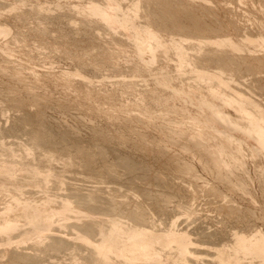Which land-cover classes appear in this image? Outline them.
Wrapping results in <instances>:
<instances>
[{"label": "rangeland", "instance_id": "obj_1", "mask_svg": "<svg viewBox=\"0 0 264 264\" xmlns=\"http://www.w3.org/2000/svg\"><path fill=\"white\" fill-rule=\"evenodd\" d=\"M56 1H57V4H55ZM97 1H100V0H97ZM97 1L95 0H0V25L4 26L3 24H5V26L7 25L6 26L7 28L9 26L12 27V28L11 27L8 28L9 31L3 34H0V166H1L0 168V228L5 225V222L7 220H11L15 222V224L18 226L15 231L13 230L8 233L2 232L0 229V232H1L0 234V264H17V263L18 264H33V262H35L34 264L36 263L37 264H100L101 261L98 262L99 260L97 258V255H95L92 252V248L89 247V244L85 243L84 242L85 240L82 242L83 239H81V237H79L78 235L80 233L81 235H83L84 231L86 233L88 231L86 230L88 226L90 224H91L90 226H93L92 224L94 223V225L98 224L96 225L98 228L97 229L98 231L92 234L95 237H93L92 235L91 236L93 238H96L95 240H98V237H101L99 239L101 240L103 236L106 233H108L110 229L109 227H111V224H112L111 222L113 220H116L121 226H123L121 227L123 230L142 225V227L144 228L146 227L147 229H151V230L155 226L154 230H158V231H165V230L172 229V228L176 232H178V230L180 232L184 231L188 233L189 237L191 236L192 238L190 239L193 240V244L191 246H194L195 244H197L196 247H206L210 253V255H206V254L192 255L191 252H187V254L186 253L184 254L186 256L183 257V256H180L181 254H178L179 253L178 249L175 246L176 244H174L170 246L171 250L169 249L170 247L167 249V252H170L169 254H167L166 250L160 249V254L164 253L163 254L164 256L161 255L162 258L160 259L161 261L159 260L158 262L159 264H189L191 260H192L191 264H208V263L217 264L218 250L221 249L222 247H226L231 250L232 248L231 246H233L232 243H234L235 241V238H234L235 234L234 235L232 234L236 233L237 230H238L237 231L238 234L244 233V235L246 236L248 235L247 238L249 242L251 238L252 239L255 238L258 235V233L259 235L262 234V232L264 233V172H263L264 171V151L258 148L256 136L254 134H253L254 136L252 134H251L252 136L249 134H246L247 135V136L245 135L246 137L242 135V133L244 132L243 131V126H244L243 121L247 120V122H245V126H247V123L249 121V119H247L248 116L245 119L243 116L245 114L249 115V113H253V109L255 108L253 107V109H250V107L248 108V104L246 102L245 103L243 102L246 101L248 98V99H251L253 102H256L257 106L259 105L258 106L259 108L262 107V109H264V48H263L264 46L261 45V43L259 42H252L250 40H247V38H250L251 40H254V41L261 40L262 36H264V0H182L181 1L183 2L182 4L180 0H164V1L156 0L157 2L154 0H132L133 2L131 0H121V1L119 0L120 2H122L124 9L130 7V5L133 6L134 1H136V4H138L139 6L136 7L135 12L133 10L131 11L134 16L133 19L136 25L150 26L151 24L150 27L153 30H155L156 28L155 31L158 33L159 31H161L160 32L161 34L160 33L159 34L163 36L165 39L166 43L162 41L160 44H157L155 46L156 48L153 47L152 49H150L151 51L149 50V52L146 53L145 57L141 59L136 54V49H135L136 41H135V36H134V30L131 29V27L122 28V27H118L117 24L110 25L109 23L103 21L97 15H94V14L90 15V13L86 11L87 5H89L90 2H97ZM170 1H172L171 3L174 5H171ZM174 2H176L177 4ZM162 3L163 4L166 3L165 6L162 5L164 6L163 8H161L162 6L160 5ZM167 4L170 8L171 7L173 8H171L170 10L171 13L168 10L166 12H169L170 14H172L173 16L171 15V17H174V19H177V17H179L180 20L177 19V21H175L169 18L170 14L167 15L164 11L167 9L166 7ZM151 6H152L151 11H149ZM181 7L184 8L183 11L180 10ZM188 7L191 8L190 13L191 12L193 13L192 16H194V18L191 16V14L189 16L186 15V13H189V10H190V8ZM196 7L198 9H196ZM48 8L50 9V11ZM6 9H9L11 12ZM152 9L154 10L155 16L152 13L153 11ZM172 9H175V10H172ZM185 9L187 10L184 11ZM172 11H174V14L172 13ZM181 11L183 12V14H181L182 13ZM159 12L161 13L158 14ZM44 13L46 15H44ZM161 14H163V16L167 15L168 17H165L166 18L165 19ZM159 15H160L159 17L160 19L157 18ZM174 15H176L177 17L175 18ZM182 15L183 17H181ZM184 15L188 17H185ZM161 17L164 18L163 21ZM192 20H195V22H193L194 25L195 23H197V25L200 24V26L199 25L198 27L197 25H195L196 27L192 26L193 24L191 23ZM152 21L154 23H152ZM166 21L170 23L169 24L170 26L166 23ZM178 21H180L181 23L179 22L178 24L179 26L176 27L177 26L176 24ZM47 25H49V27ZM107 25L111 28V30L110 28L107 27ZM182 25L183 26L185 25V27H183ZM186 25L189 27H187ZM208 25L211 28L207 27ZM152 26H154V28ZM164 26L166 27L165 29H163L164 31H162V28H164ZM167 26H169V28L171 29H167ZM173 26H175L177 29L175 30ZM193 27L196 28V30L193 29ZM200 27L201 29L204 28L201 32H200V29H197ZM179 28H181V31ZM208 29H210V32ZM169 30H170V33L168 32ZM186 30L188 31L186 32ZM166 31L168 34L166 33ZM203 31H205L204 32L205 35L203 34ZM184 32H186L187 34ZM195 33L197 35H194ZM198 34L202 36L200 37L198 36ZM250 34H252V36ZM208 35L211 36L212 39L213 38L215 39L211 40V37H208ZM247 35H250V36L247 37ZM204 36H207L208 38L205 37L206 40L204 39L203 41ZM192 37L194 38L192 39ZM220 37H223L221 39H232L233 41L240 43L241 46L242 45L243 46L242 47L240 46L239 48H234L233 46H230L229 44L217 45L213 43L214 40H218L220 39ZM172 38L175 40L182 39L181 41L183 42V47H184V49L182 50L183 53L182 51L179 52V50L178 52H176L177 49L174 48L170 42ZM13 39L14 41H12ZM198 39H201V40L199 41ZM133 42L135 43L133 44ZM208 43L209 44L211 43V44L209 45ZM73 44L75 46H73ZM198 44H200V46ZM17 45L18 46L20 45V46L18 47ZM59 45L60 46L62 45L61 46L62 48ZM64 45L66 48L64 47ZM70 46H72L73 48L72 47L70 48ZM210 46H212L211 49H210ZM98 47H101V48H98ZM76 51L78 54L76 53ZM110 52L112 54H109ZM178 53H180V55ZM108 54L110 55L109 57H108ZM4 56H6L7 58ZM86 56L87 57L89 56L88 59ZM103 57L106 59H101ZM206 57L209 59L208 65L206 62V59H207ZM225 57L227 58V60H223V59H226ZM232 57L233 59L237 58L238 60L235 59L236 61H233ZM100 59L103 60V62L105 60V62L103 63ZM156 59H157V62H155ZM178 59L179 61H177ZM217 59H218L219 65L217 64ZM220 59L222 61H219ZM230 59H232L231 62L233 64L235 62L237 63V64L235 63V65H232L231 63V66H233V69L229 65ZM180 60L182 61L184 60V61L182 62ZM220 62L223 64H221ZM225 62H227L226 64L229 68L226 66ZM110 63L112 65L114 64L113 66L114 69L113 67H111ZM102 64L103 65L105 64V65L102 66ZM118 64L120 68L118 67ZM173 65H176V66L178 65L180 67L182 66L181 68L177 66V68L180 69L181 74L179 73V71H177L176 67ZM124 66L125 68L127 67L128 68L123 70ZM137 66H139V68ZM205 66L207 67V70L205 69L206 68ZM156 67L158 69H156ZM197 67L200 68V70H198ZM217 68L219 69V72H217L218 71ZM220 68L222 70H220ZM18 69L20 70V72ZM75 69L77 70V72ZM33 70H34V73L32 72ZM197 70L207 71V72L210 71L209 72L210 74H213L214 72H216V74L214 73V75H216L217 77L210 78V81H212L211 82L212 84H211L208 78L205 80L198 78ZM78 71L80 74L77 75ZM167 72L168 73L174 72L173 75L175 74L172 80L173 83L171 82L172 83L171 86L165 85L161 82L162 76L164 75V73L167 74ZM91 73H94V74H91ZM218 73H220L221 77L217 75ZM218 77L222 78V80L225 79L228 82V84L226 81L223 83L219 82ZM215 78H217L218 80ZM127 80L129 81L127 82ZM230 81H233V82H230ZM21 82H24V83H21ZM132 84L134 87H132ZM136 84H137V87H136ZM113 85L115 87H113ZM214 85H217V87H215ZM112 87L115 89H113ZM162 87H165V88H162ZM219 87H220L221 92L220 90H218ZM221 87L224 89V94H221L223 93V90L221 89ZM171 88L172 90L175 89V92L178 89L180 91V88L181 89L183 88L182 90H185V91L181 90L183 93L182 92L178 93L177 91V93L175 94V92H173L174 90L172 91ZM232 88L235 90H233ZM227 90L229 91V93H227ZM236 91L237 92L240 91L239 92L240 94L236 93ZM128 92H130V94ZM148 92L151 94H149ZM153 92L155 93L154 96H152ZM211 92H215V93L212 94ZM216 92L218 93L217 96H215ZM233 93L234 95L232 96ZM244 93H246V96ZM220 94L223 97H221ZM229 94L231 97H234L232 98L233 100L235 99V97L236 99L234 101L231 99L229 100V103H228L227 98L229 99ZM105 95H108V97ZM111 95L113 97H111ZM164 96H166L165 99H164ZM156 97H159L158 100L160 101L157 103V105L154 104L158 101ZM187 97L188 98L194 97V99L196 100L207 98V100L213 102V104H218L220 101L222 104L225 103L223 104V106L222 104H218V105H221L223 107L225 115L227 119L229 118L228 119L229 121L231 119V121L233 120V122H235V120L238 118L236 120L237 121L236 123L238 124L243 120L240 123L242 130H240L241 127L239 126L240 128H238L237 130L235 129L233 131L226 132V129L224 128L226 126L225 124L226 120L223 121L222 125H218V124L215 125L214 123L212 124L209 123L205 117L209 114V111L201 110L199 108L198 103L196 104V102H192L191 100H190L191 101L190 103V101L187 100ZM222 98L223 99L226 98V100H223ZM239 98L242 100H240ZM237 99H239L240 102ZM241 101L243 104L241 103ZM97 102L99 103V105ZM236 102H237V106L235 104ZM142 104L144 106H141ZM146 104H147L148 109L146 108ZM149 105L150 107H148ZM164 105H165V108H164ZM166 106L167 108L171 110L167 109ZM241 106L244 109H242ZM142 107H144L143 108L144 110H142ZM177 107L179 108L177 109ZM103 109H104V112H103ZM247 110H249L250 112ZM254 110H255L254 112L257 111V109H254ZM180 111L182 112V115ZM177 112L180 114H177ZM196 112H199V113L196 114ZM183 113H184V116H183ZM190 113H193V114L190 115ZM115 115H117V117ZM200 115L201 116L203 115V116L201 117ZM156 117L159 118V120ZM134 118H137L138 120ZM175 120L177 123L175 122ZM181 121H182V124H181ZM147 122H150V123H147ZM190 122H192L193 124ZM38 125L43 126L42 128L45 132L41 130L42 128L39 130V132H43V135L45 133V136H43L39 132H37V134L33 132L36 130L35 128H37ZM206 125H208V127ZM203 126L206 129L202 128ZM163 128H165L166 130H163ZM174 128L175 129L178 128L176 130L180 131V132L178 131L179 134ZM208 128L211 129V131L210 130L209 131L210 133L212 132V134L207 132ZM181 129H183L182 130L183 132L181 131ZM214 129L216 130L212 131ZM172 130H174V132ZM184 130H186V132ZM205 131L207 132V134L208 133L209 134L207 135ZM175 132H177V134ZM217 132H220V133L217 134ZM164 133L166 134L168 133V134L166 135ZM213 133L215 135H213ZM222 133L223 134L225 133V134L223 135ZM36 135H38V137L41 135V137H39L38 139L36 138L37 140L33 139L34 137H37ZM192 135H195L197 137L196 140L195 138H192L194 137ZM197 135H200V136H197ZM201 135H203L205 139L203 136L201 137ZM218 135H220L221 137L219 136L218 138ZM214 136L215 137L217 136L215 138L217 140L213 138ZM223 136L226 138H223ZM52 139L53 140L56 139L54 140V143H52L53 142ZM169 139H172V140H169ZM198 139L199 141L202 139L201 141H203L204 144L201 141H200L201 143L198 142V144H196V141H198ZM207 139L208 141H206ZM213 139L217 144L213 142ZM224 139L227 140V142L229 141L226 144L228 145V147L230 146L231 148H227V145L223 142L225 141ZM159 140L160 141L162 140V143ZM174 140L176 142H174ZM218 140L220 141L218 142ZM38 142H40V144ZM200 144L202 146H199ZM232 144H233V147L231 146ZM234 146H236L237 149H235L236 147ZM196 147H197V150H196ZM202 147H205V148L202 149ZM101 148H103L104 151ZM199 148L202 150V152L204 151L205 153L204 152L202 153L201 150H199ZM208 148L212 150H209ZM227 149L228 151H226ZM91 150H93L94 152ZM208 150L209 152L210 151H213V152L209 154V152H207ZM166 151L168 154L166 153ZM97 152H98V155H97ZM70 153H72V155ZM93 153L96 155H94ZM92 155H94V157ZM216 155L218 157H215ZM210 157H211V160H210ZM213 157L214 159H217V160L219 159L218 160L220 162L219 164L222 165V166L220 165L218 166L220 168H217L215 166V162L217 161L214 160ZM125 158L129 160L130 162L127 160L124 161L123 159ZM174 158L176 159L174 160ZM181 158L184 161H182ZM76 159L78 160V162ZM119 159L121 160L122 163L124 162L123 163L124 165L120 162ZM213 160L215 162H211ZM88 161L89 162L94 161V162H92V164H89ZM175 161L176 162L178 161V162L176 163ZM9 162H11V164ZM180 162H183V163L180 164ZM125 163H126V167H125ZM23 164L24 166L27 165V167H24ZM88 164L89 166H87ZM175 165L177 166V168ZM181 165H183L184 167L183 166L181 167ZM101 166H103L104 168ZM116 166L117 168H115ZM129 167H132V168H129ZM216 168L219 170H217ZM184 169H185V172L183 171ZM218 172H220L221 174L220 173L218 174ZM231 172L233 173L232 175H230ZM227 173L229 174V176ZM237 175L238 176L240 175L239 176L240 178H238ZM134 176L135 177L137 176V177L135 178ZM36 178H38L40 181L38 179L36 180ZM225 178H227L228 181H226L227 179ZM218 179L221 182L218 181ZM234 180L235 181L237 180V182L235 183ZM237 183H239L240 185ZM236 185L238 186L237 188H236ZM129 187L132 189H130ZM245 187L246 189H244ZM211 189H213V191ZM154 190H156L157 192ZM233 191H235L234 192L235 194L233 193ZM218 193H221V194H218ZM81 196L83 199L81 198ZM75 198L77 199V201H75L76 200ZM157 198H159V200ZM226 198L230 202L227 201ZM79 200H83L84 202L79 201ZM165 200L167 203L165 202ZM158 201H159V204H158ZM88 202H90L91 204ZM64 203L67 204V207H66L67 210L66 209L64 210L63 206H61ZM110 203H111V207H110ZM155 204H157L158 206H156ZM138 205L140 208L138 207ZM56 207L58 208L55 209ZM36 208L39 210H42V212L45 211V209L47 210L49 209L48 211L46 210V212L48 213H50V210H52L51 212L56 211L55 212L56 214L54 213L53 216L50 217L52 218L50 219V229L42 231V232H45L43 234L42 232L38 233L39 235L36 234L35 236L37 238L34 235L31 236L30 240H28V238L30 237L26 238L25 237L26 235H25L24 237L26 238L25 239L26 241L25 240L21 241V243H15V241L17 240L16 238L14 240L12 239L13 241H7L8 237H13L15 233L19 234L22 231H29L35 224L31 222L30 220L31 218L34 219L32 220L33 222H36V223L39 222V218L33 215V210H35ZM186 208L188 212L185 210ZM83 209L84 211H87V212H84ZM131 209L133 210V212ZM145 210H148L147 211L148 213ZM184 211H186V214ZM24 213L26 214V217ZM77 213L81 214L82 216ZM106 214H107V217H106ZM31 216H34V217H31ZM109 216H112V217H109ZM16 218H17V221H15ZM163 218L165 219V221ZM89 220L92 222H90ZM2 223L4 224L2 225ZM99 223H102V224H99ZM104 223L105 224L107 223L106 226H104L105 225ZM241 229L242 231H240ZM229 230H230V233H229ZM85 233L84 235H86ZM52 234H55V235H52ZM251 236H254V237H251ZM57 239H63L66 242L60 246L58 245V247L57 246L55 247L53 246V244L57 242ZM52 246L55 248L52 249ZM242 255L241 254L239 255L240 260L238 258L237 259L238 261L236 260L232 264L234 263L235 264H243V263L244 264H263L264 263V257L261 255H260V258L258 255L250 256L251 254L248 255V254H243V253ZM114 256L112 257V259L114 258L113 260L115 262L119 260V262H117L118 264H126L127 260L125 258H121L118 256L114 257ZM38 258L40 261L38 260ZM122 259H124L125 261ZM101 264H104V263H101ZM127 264H133V262L129 263V261H127ZM134 264H138V263H134ZM139 264H152V262L139 263Z\"/></svg>", "mask_w": 264, "mask_h": 264}, {"label": "bare ground", "instance_id": "obj_2", "mask_svg": "<svg viewBox=\"0 0 264 264\" xmlns=\"http://www.w3.org/2000/svg\"><path fill=\"white\" fill-rule=\"evenodd\" d=\"M95 1H97V0H95ZM101 1H103V0H100V1H97V2H90L89 3V5H87V10L86 11H88V13H90V15H92V14H94V15H97L98 17H100L103 21H105V22H107V23H109L110 25H114V24H117V26L118 27H122V28H129V27H131V29H133L134 30V36H135V41H136V43L135 42H133V44L135 43V46H136V54H137V56L141 59V58H144L145 57V55H146V53H148L149 52V50L150 49H152L153 47H155L157 44H160L162 41L163 42H165V39H164V37L163 36H161L160 34V32L161 31H159V33L158 32H156L155 30H156V28H155V30H153L150 26H151V24H150V26H141V25H136V23L134 22V16H133V14H132V10L135 12V9H136V7H138L139 5L138 4H136V1H134V4H133V6H131L130 5V7H128V8H125L124 9V7H123V5H122V2H120L119 0H104L103 2H101ZM132 1V0H131ZM154 1H156V0H154ZM161 1V0H160ZM164 1V0H163ZM182 0H180V2H181ZM18 2V1H17ZM44 2V1H43ZM133 2V1H132ZM146 2V1H145ZM157 2V1H156ZM172 1H170V3H171ZM179 2V1H178ZM195 2V1H194ZM197 2V1H196ZM46 3V2H45ZM50 3V2H49ZM59 3V2H58ZM126 3V2H125ZM161 3V2H160ZM167 3V2H166ZM165 3V4H166ZM174 3H176V2H174ZM183 2H181V4H182ZM203 3V2H202ZM55 4H57V1H56V3ZM84 4H86V3H84ZM127 4V3H126ZM137 6H136V5ZM151 4V3H150ZM165 4H160L161 6L162 5H164L165 6ZM169 4V3H168ZM168 4L166 5V7H167V9L166 10H164L165 11V13L167 14V15H169L170 13H171V8H173V7H169L168 6ZM177 4V3H176ZM180 4V5H181ZM186 4V3H185ZM3 5V4H2ZM1 5V6H2ZM19 5V4H18ZM22 5V4H21ZM41 5V4H40ZM148 5V4H147ZM171 5H174V4H172L171 3ZM179 5V6H180ZM189 5V4H188ZM45 6H46V4H45ZM51 6V5H50ZM55 6V5H54ZM70 6V5H69ZM158 6H159V4H158ZM164 6H162L161 8H163ZM177 6V5H176ZM59 7V6H58ZM61 7H63V6H61ZM78 7V6H77ZM182 7H184V6H182ZM180 8V10H182L183 11V9L184 8ZM198 7V6H197ZM196 7V9H198ZM2 8V7H1ZM8 8V7H7ZM11 8V7H10ZM9 8V9H10ZM44 8V7H43ZM47 8V7H46ZM45 8V9H46ZM149 8V7H148ZM151 8H152V6L150 7V10L149 11H151ZM168 8H170V9H168ZM177 8H179V7H177ZM188 8H190V7H188ZM187 8V9H188ZM9 9H6V10H9ZM49 9V8H48ZM154 9V8H153ZM152 9V10H153ZM159 9V8H158ZM187 9H185L184 11H186ZM5 10V11H6ZM19 10V9H18ZM38 10V9H37ZM40 10V9H39ZM52 10V9H51ZM138 10V9H137ZM162 10V11H163ZM170 11V13L169 12H166V11ZM172 10H175V9H172ZM193 10V9H192ZM2 11V10H1ZM10 11V10H9ZM17 11V10H16ZM49 11H50V9H49ZM75 11V10H74ZM155 11H157V10H155ZM159 11V10H158ZM181 11V12H182ZM190 11H191V8H190V10H189V13H186V15H190L191 14V16H192V12L190 13ZM198 11V10H197ZM11 12V11H10ZM122 12V13H121ZM176 12V11H175ZM180 12V13H181ZM4 13V12H3ZM151 13V12H150ZM152 13L154 14V10L152 11ZM151 13V14H152ZM161 12H159L158 14H160ZM172 13L174 14V11H172ZM178 13V12H177ZM185 13V12H184ZM197 13V12H196ZM71 14V13H70ZM86 14V13H85ZM135 14H137V13H135ZM150 14V15H151ZM176 14V13H175ZM181 14H183V12L181 13ZM201 14V13H200ZM216 14V13H215ZM44 15H46L45 13H44ZM72 15V14H71ZM162 16H163V14H161ZM163 16L164 18L165 17H168V16ZM171 15L172 14H170L169 16V18H171L172 20H175V21H177V19H179V17H177L176 15H174L175 16V18L177 17V19H174V17H171ZM179 15V14H178ZM84 16H86V15H84ZM136 16V15H135ZM154 16H155V14H154ZM153 16V17H154ZM173 16V15H172ZM180 16V15H179ZM185 16V15H184ZM188 16H185V17H188ZM50 17V16H49ZM54 17V16H53ZM56 17V16H55ZM92 17V16H91ZM151 17V16H150ZM160 17V15L157 17L158 19H160L159 18ZM181 17H183V15L181 16ZM193 18H194V16H192ZM204 17H205V15H204ZM72 18V17H71ZM95 18V17H94ZM149 18V17H148ZM152 18V17H151ZM162 18V17H161ZM164 18H162V21H163V19ZM55 19V18H54ZM79 19V18H78ZM85 19V18H84ZM87 19V18H86ZM96 19V18H95ZM150 19V18H149ZM155 19V18H154ZM166 19V18H165ZM171 19H170V21H171ZM187 19V18H186ZM191 19V18H190ZM167 20H168V18H167ZM180 20V19H179ZM183 20V19H182ZM195 20H196V18H195ZM195 20H192V22L191 23H193V22H195ZM102 21V22H103ZM150 21V20H149ZM148 21V22H149ZM43 22V21H42ZM81 22V21H80ZM95 22V21H94ZM151 22V21H150ZM154 22H155V20H154ZM153 21H152V23H154ZM161 22V21H160ZM174 22V21H173ZM179 22L180 21H178L177 22V24H176V22H175V24L177 25L176 27H178L179 25ZM185 22V21H184ZM197 22V21H196ZM41 23V22H40ZM46 23V22H45ZM99 23V22H98ZM166 23L169 25L170 23H168L167 21H166ZM181 23V22H180ZM186 23V22H185ZM141 24H143V23H141ZM148 24V23H147ZM163 24V23H162ZM165 24V23H164ZM173 24V23H172ZM190 24V23H189ZM205 24V23H204ZM203 24V25H204ZM4 26H2V25H0V34H3V33H5V32H7V31H9L8 30V28L9 27H11V26H9L8 28L5 26V24H3ZM146 25V24H145ZM161 25V24H160ZM159 25V26H160ZM188 25V24H187ZM186 25V26H187ZM195 25H197V23H195ZM194 25V23L192 24V26H195ZM199 26H200V24H198ZM198 25H197V27H198ZM211 25V24H210ZM44 26V25H43ZM48 27H49V25H47ZM95 26V25H94ZM155 26V25H154ZM154 26H152L153 28H154ZM170 26V25H169ZM169 26H167V29H171V28H169ZM172 26V25H171ZM183 26V25H182ZM202 26V25H201ZM206 26V25H205ZM107 27L108 28H110L108 25H107ZM157 27V26H156ZM165 27L166 26H164V28H162V31H164L163 29H165ZM174 27V29L176 30L177 28L175 27V26H173ZM172 27V28H173ZM180 27H181V25H180ZM183 27H185V25L183 26ZM187 27H189V26H187ZM191 27V26H190ZM196 27V26H195ZM207 27H209V25L207 26ZM206 27V28H207ZM12 28V27H11ZM160 28V27H159ZM209 28H211V27H209ZM222 28V27H221ZM261 28V27H260ZM16 29V28H15ZM43 29V28H42ZM49 29V28H48ZM47 29V30H48ZM119 29V28H118ZM166 29V30H167ZM180 29V31H181V28H179ZM193 29H195L196 30V28H194L193 27ZM192 29V30H193ZM197 29H200V32L204 29H201V27L200 28H197ZM214 29V28H213ZM217 29V28H216ZM12 30V29H11ZM46 30V31H47ZM85 30V29H84ZM106 30V29H105ZM109 30V29H108ZM110 30H111V28H110ZM173 30V29H172ZM171 30V31H172ZM183 30V29H182ZM191 30V31H192ZM194 30V31H195ZM209 30V32H210V29H208ZM188 30H186V32H187ZM198 31V30H197ZM196 31V32H197ZM217 31V30H216ZM221 31V30H220ZM219 31V32H220ZM11 32V31H10ZM13 32V31H12ZM20 32H22V31H20ZM81 32V31H80ZM79 32V33H80ZM114 32V31H113ZM133 32V31H132ZM169 33H170V30L168 31ZM186 32H184V33H186ZM190 32V31H189ZM200 32H199V34H200ZM204 32L205 31H203V34H204ZM208 32V33H209ZM46 33V32H45ZM110 33V32H109ZM166 33H167V31H166ZM192 33V32H191ZM207 33V32H206ZM18 34V33H17ZM23 34V33H22ZM113 34V33H112ZM168 34V33H167ZM183 34V33H182ZM187 34V33H186ZM198 34V36H202V35H199ZM8 35H9V33H8ZM39 35V34H38ZM65 35V34H64ZM86 35V34H85ZM84 35V36H85ZM191 35V34H190ZM194 35H197L196 33L194 34ZM205 35V34H204ZM251 36H252V34H250ZM250 35H247V37H249ZM20 36V35H19ZM88 36H89V34H88ZM95 36H96V34H95ZM168 36V35H167ZM171 36V35H170ZM189 36V35H188ZM197 36V37H198ZM7 37V36H6ZM24 37H25V35H24ZM40 37V36H39ZM66 37V36H65ZM86 37V36H85ZM91 37V36H90ZM106 37V36H105ZM205 37L206 38H208V37H211V36H209L208 35V37L207 36H204V38H203V41H204V39H205ZM216 37V36H215ZM218 37V36H217ZM227 37V36H226ZM246 37V38H247ZM19 38V37H18ZM67 38V37H66ZM109 38V37H108ZM194 37H192V39H193ZM219 38V37H218ZM221 38H223V37H220V39H218V40H214L213 41V43H215V44H217V45H224V44H229L230 46H233L234 48H239L240 46H241V44L240 43H237V42H235V41H233L232 39H221ZM233 38V37H232ZM246 38H244V39H246ZM253 38H254V36H253ZM83 39V38H82ZM106 39V38H105ZM210 39V38H209ZM213 39H215V38H213ZM212 39V37H211V40H213ZM217 39V38H216ZM260 39V38H259ZM4 40V39H3ZM63 40V39H62ZM87 40V39H86ZM90 40V39H89ZM95 40V39H94ZM99 40V39H98ZM182 40V39H181ZM180 39L179 40H175V39H173L172 38V40H170V42H171V44H172V46L174 47V48H176L177 50H176V52H178V50H179V52H181L183 49H184V47H183V42L181 41ZM199 41L201 40V39H198ZM206 40V39H205ZM247 40H250V41H252V42H259V43H261V45H263L264 46V36H262V39L261 40H251L250 38H247ZM7 41V40H6ZM5 41V42H6ZM12 41H14V39L12 40ZM21 41V40H20ZM37 41V40H36ZM42 41V40H41ZM66 41H67V39H66ZM119 41V40H118ZM117 41V42H118ZM133 41V40H132ZM245 41V40H244ZM35 42V41H34ZM65 42V41H64ZM91 42H93V41H91ZM99 42V41H98ZM97 42V43H98ZM103 42H105V41H103ZM202 42V41H201ZM209 42V41H208ZM212 42V41H211ZM11 43V42H10ZM21 43V42H20ZM74 43V42H73ZM101 43V42H100ZM109 43V42H108ZM119 43V42H118ZM127 43V42H126ZM166 43V42H165ZM13 44V43H12ZM44 44V43H43ZM58 44V43H57ZM63 44V43H62ZM131 44H132V42H131ZM207 44V43H206ZM209 44V43H208ZM211 44V43H210ZM209 44V45H210ZM246 44V43H245ZM244 44V45H245ZM37 45V44H36ZM53 45V44H52ZM118 45V44H117ZM126 45H128V44H126ZM199 46H200V44H198ZM205 45V44H204ZM4 46V45H3ZM15 46V45H14ZM18 46V45H17ZM20 46V45H19ZM18 46V47H19ZM48 46V45H47ZM46 46V47H47ZM60 46V45H59ZM62 46V45H61ZM60 46V47H61ZM73 46H75L74 44H73ZM96 46V45H95ZM159 46V45H158ZM167 46V45H166ZM190 46V45H189ZM243 46V45H242ZM241 46V47H242ZM12 47V46H11ZM22 47V46H21ZM44 47V46H43ZM64 47H65V45H64ZM63 47V48H64ZM72 46H70V48H71ZM80 47H82V46H80ZM132 47V46H131ZM130 47V48H131ZM170 47V46H169ZM172 47V48H173ZM211 47L212 46H210V49H211ZM9 48V47H8ZM13 48V47H12ZM17 48V47H16ZM56 48V47H55ZM62 48V47H61ZM61 48H60V50H61ZM66 48V47H65ZM73 48V47H72ZM97 48V47H96ZM95 48V49H96ZM98 48H101V47H98ZM103 48V47H102ZM105 48H106V46H105ZM156 48V47H155ZM166 48V47H165ZM189 48V47H188ZM207 48V47H206ZM262 48V47H261ZM264 48V47H263ZM20 49V48H19ZM18 49V50H19ZM49 49V48H48ZM75 49V48H74ZM76 49H77V47H76ZM104 49V48H103ZM132 49V48H131ZM170 49V48H169ZM12 50V49H11ZM64 50H66V49H64ZM81 50V49H80ZM85 50V49H84ZM174 50V49H173ZM199 50H200V48H199ZM249 50V49H248ZM252 50V49H251ZM8 51V50H7ZM10 51V50H9ZM23 51V50H22ZM57 51V50H56ZM55 51V52H56ZM58 51H59V49H58ZM106 51V50H105ZM122 51V50H121ZM151 51V50H150ZM188 51V50H187ZM190 51V50H189ZM208 51V50H207ZM71 52V51H70ZM75 52V51H74ZM79 52V51H78ZM82 52V51H81ZM100 52V51H99ZM104 52V51H103ZM109 52V51H108ZM158 52V51H157ZM185 52V51H184ZM9 53V52H8ZM7 53V54H8ZM11 53V52H10ZM64 53V52H63ZM67 53H68V51H67ZM72 53V52H71ZM70 53V54H71ZM76 53H77V51H76ZM91 53V52H90ZM122 53V52H121ZM169 53V52H168ZM182 53H183V51H182ZM213 53H215V52H213ZM14 54V53H13ZM78 54V53H77ZM101 54V53H100ZM109 54H112L111 52L109 53ZM108 54V57L110 56ZM154 54V53H153ZM160 54V53H159ZM179 55H180V53H178ZM186 54V53H185ZM226 54V53H225ZM11 55V54H10ZM64 55V54H63ZM66 55V54H65ZM95 55V54H94ZM99 55V54H98ZM149 55V54H148ZM171 55V54H170ZM228 55V54H227ZM85 56V55H84ZM157 56V55H156ZM161 56H163V55H161ZM4 57H6V56H4ZM74 57H75V55H74ZM77 57V56H76ZM81 57V56H80ZM87 57V56H86ZM89 57V56H88ZM88 57H87V59H88ZM112 57H113V55H112ZM125 57V56H124ZM158 57V56H157ZM156 57V58H157ZM177 57V56H176ZM181 57V56H180ZM185 57V56H184ZM219 57V56H218ZM236 57V56H235ZM241 57V56H240ZM7 58V57H6ZM9 58H11V57H9ZM85 58V57H84ZM94 58V57H93ZM160 58V57H159ZM159 58H158V60H159ZM179 58V57H178ZM182 58V57H181ZM189 58V57H188ZM207 58V57H206ZM220 58V57H219ZM226 58V57H225ZM20 59V58H19ZM31 59V58H30ZM79 59V58H78ZM87 59H85V60H87ZM101 59H106V58H101ZM100 59V60H101ZM111 59V58H110ZM166 59V58H165ZM191 59H192V57H191ZM200 59V58H199ZM213 59V58H212ZM232 59H233V57H232ZM232 59H230V66H231V60ZM235 59H237V58H235ZM235 59H233V61H236ZM75 60V59H74ZM113 60V59H112ZM138 60V59H137ZM172 60V59H171ZM198 60V59H197ZM203 60V59H202ZM208 58L206 59V62H207V65L209 64L208 63ZM215 60V59H214ZM213 60V61H214ZM223 60H227V58L226 59H223ZM238 60V59H237ZM24 61V60H23ZM93 61H94V59H93ZM96 61V60H95ZM102 62H103V60H101ZM100 61V62H101ZM107 61V60H106ZM114 61V60H113ZM154 61V60H153ZM161 61V60H160ZM177 61H179V59L177 60ZM176 61V62H177ZM180 61H182V60H180ZM184 61V60H183ZM182 61V62H183ZM205 61V60H204ZM203 61V62H204ZM212 61V62H213ZM216 61V60H215ZM219 61H222L221 59L219 60ZM8 62V61H7ZM13 62V61H12ZM14 62H15V60H14ZM19 62V61H18ZM79 62H81V61H79ZM97 62V61H96ZM104 62H105V60H104ZM103 62V63H104ZM146 62V61H145ZM155 62H157V59H156V61ZM171 62V61H170ZM182 62H180V63H182ZM187 62V61H186ZM188 62H189V60H188ZM187 62V63H188ZM198 62H200V61H198ZM205 62V63H206ZM211 62V63H212ZM228 62V61H227ZM227 62H225V64L227 63ZM238 62V61H237ZM85 63H87V62H85ZM91 63V62H90ZM93 63V62H92ZM108 63V62H107ZM115 63V62H114ZM140 63H141V61H140ZM144 63V62H143ZM197 63V62H196ZM210 63V64H211ZM215 63V62H214ZM213 63V64H214ZM221 63V62H220ZM223 63H224V61H223ZM223 63H221V64H223ZM236 63V62H235ZM235 63L233 64L232 63V65H235ZM97 64V63H96ZM109 64V63H108ZM179 64V63H178ZM198 64V63H197ZM216 64V63H215ZM217 64H218V59H217ZM216 64V65H217ZM224 64V65H225ZM237 64V63H236ZM18 65H19V63H18ZM23 65V64H22ZM87 65V64H86ZM85 65V66H86ZM90 65V64H89ZM95 65V64H94ZM101 65V64H100ZM105 65V64H104ZM103 64H102V66H104ZM110 65H111V67H113L114 66V64L112 65L111 63H110ZM142 65V64H141ZM147 65V64H146ZM219 65V64H218ZM217 65V66H218ZM16 66V65H15ZM24 66V65H23ZM102 66H101V68H102ZM121 66V65H120ZM131 66V65H130ZM167 66V65H166ZM171 66V65H170ZM173 66H175L176 67V69H177V71H179V73L181 74V71H180V69L179 68H181L180 66H178L179 68H177V66L176 65H173ZM185 66V65H184ZM198 66V65H197ZM210 66V65H209ZM223 66V65H222ZM221 66V67H222ZM226 66H227V64H226ZM225 66V67H226ZM240 66V65H239ZM261 66V65H260ZM19 67V66H18ZM83 67H84V65H83ZM91 67H92V65H91ZM99 67V66H98ZM110 67V66H109ZM116 67V66H115ZM118 67H119V64H118ZM135 67V66H134ZM138 68H139V66H137ZM136 67V68H137ZM196 67V66H195ZM206 67V66H205ZM204 67V68H205ZM220 67V66H219ZM228 67V66H227ZM232 67V69H233V66H231ZM237 67V66H236ZM235 67V68H236ZM4 68V67H3ZM7 68V67H6ZM97 68V67H96ZM120 68V67H119ZM128 68V67H127ZM127 68H125V66H124V69L123 70H125V69H127ZM133 68V67H132ZM151 68V67H150ZM198 68V67H197ZM229 68V67H228ZM26 69V68H25ZM28 69H30V68H28ZM95 69V68H94ZM113 69H114V67H113ZM117 69V68H116ZM121 69H122V67H121ZM156 69H158L157 67H156ZM176 69H175V71H176ZM188 69V68H187ZM206 70H207V67L205 68ZM218 69V68H217ZM5 70H7V69H5ZM19 70V69H18ZM76 70V69H75ZM85 70V69H84ZM102 70H104V69H102ZM119 70V69H118ZM130 70V69H129ZM138 70V69H137ZM183 70H184V68H183ZM198 70H200V68H198ZM197 70V77L198 78H200V79H209V81H210V78H214V77H217L216 75H214V73L216 74V72H214L213 74H210L209 72H207V71H198ZM220 70H222L221 68H220ZM226 70H227V68H226ZM74 71V70H73ZM72 71V72H73ZM93 71V70H92ZM115 71V70H114ZM113 71V72H114ZM117 71V70H116ZM128 71V70H127ZM132 71V70H131ZM134 71V70H133ZM193 71H194V69H193ZM214 71H216V70H214ZM229 71V70H228ZM4 72V71H3ZM12 72V71H11ZM19 72H20V70H19ZM28 72H30V71H28ZM33 73H34V70L32 71ZM42 72V71H41ZM76 72H77V70H76ZM135 72V71H134ZM133 72V73H134ZM139 72V71H138ZM217 72H219V69H218V71ZM221 72V71H220ZM230 72H232V71H230ZM234 72V71H233ZM16 73V72H15ZM14 73V74H15ZM44 73V72H43ZM64 73H66V72H64ZM103 73V72H102ZM132 73V72H131ZM142 73V72H141ZM148 73V72H147ZM158 73V72H157ZM166 73V72H165ZM164 73V75L162 76V79H161V82L163 83V84H165V85H170L171 86V84L173 83L172 82V80H173V77H174V75H173V73H168L167 72V74H165ZM178 73V72H177ZM227 73V72H226ZM238 73V72H237ZM52 74V73H51ZM78 74H80L79 73V71H78V73H77V75ZM91 74H94V73H91ZM116 74H118V73H116ZM121 74V73H120ZM130 74V73H129ZM139 74V73H138ZM151 74V73H150ZM154 74V73H153ZM231 74V73H230ZM230 74H229V76H230ZM87 75V74H86ZM101 75V74H100ZM128 75V74H127ZM132 75H134V74H132ZM161 75V74H160ZM166 75V76H165ZM176 75H178V74H176ZM219 77H221L220 76V73H218L217 74ZM238 75V74H237ZM33 76V75H32ZM73 76V75H72ZM84 76V75H83ZM96 76V75H95ZM120 76V75H119ZM126 76V75H125ZM154 76V75H153ZM182 76V75H181ZM231 76H233V75H231ZM90 77V76H89ZM97 77V76H96ZM112 77V76H111ZM141 77V76H140ZM144 77V76H143ZM142 77V78H143ZM159 77V76H158ZM190 77V76H189ZM188 77V78H189ZM218 77V79H219V82H221V83H223V82H225L226 80L224 79V80H222V78H219ZM223 77V76H222ZM82 78H84V77H82ZM92 78V77H91ZM126 78V77H125ZM141 78V79H142ZM233 78H235V77H233ZM44 79V78H43ZM69 79V78H68ZM98 79H99V77H98ZM124 79V78H123ZM133 79H135V78H133ZM132 79V80H133ZM147 79V78H146ZM155 79V78H154ZM153 79V80H154ZM215 79H217V78H215ZM217 79V80H218ZM64 80V79H63ZM152 80V81H153ZM158 80V79H157ZM183 80V79H182ZM217 80H215V81H217ZM230 80V79H229ZM78 81H79V79H78ZM83 81H85V80H83ZM119 81V80H118ZM129 80H127V82H128ZM187 81V80H186ZM214 81V82H215ZM46 82V81H45ZM87 82V81H86ZM122 82V81H121ZM133 82V81H132ZM131 82V83H132ZM172 82V83H171ZM182 82V81H181ZM208 82V81H207ZM212 81H210V83H211ZM218 82V83H219ZM227 82V81H226ZM230 82H233V81H230ZM236 82V81H235ZM21 83H24V82H21ZM79 83V82H78ZM134 83V82H133ZM136 83V82H135ZM153 83V82H152ZM160 83V82H159ZM185 83V82H184ZM216 83V82H215ZM82 84V83H81ZM83 84H85V83H83ZM129 84V83H128ZM179 84V83H178ZM212 84V83H211ZM214 84V83H213ZM227 84H228V82H227ZM66 85V84H65ZM115 85V84H114ZM113 85V87H115ZM122 85V84H121ZM90 86V85H89ZM93 86V85H92ZM143 86V85H142ZM163 86V85H162ZM182 86V85H181ZM215 87H217V85H214ZM26 87V86H25ZM80 87V86H79ZM83 87H84V85H83ZM112 87V88H113ZM130 87V86H129ZM132 87H134L133 86V84H132ZM136 87H137V84H136ZM139 87V86H138ZM41 88V87H40ZM78 88V87H77ZM111 88V89H112ZM124 88V87H123ZM162 88H165V87H162ZM173 88V87H172ZM172 88H171V90H172ZM176 88V87H175ZM185 88V87H184ZM113 89H115V88H113ZM119 89V88H118ZM130 89V88H129ZM136 89V88H135ZM155 89V88H154ZM167 89H168V87H167ZM178 89V88H177ZM183 89V88H182ZM181 88H180V91H179V89L177 90L178 91V93H180V92H182V91H185V90H182ZM211 89V88H210ZM218 89V88H217ZM221 89L223 90V93H221V94H224V89L221 87ZM233 89V88H232ZM81 90V89H80ZM91 90V89H90ZM131 90V89H130ZM129 90V91H130ZM141 90V89H140ZM148 90V89H147ZM163 90V89H162ZM174 90V91H173ZM172 91L173 92H175V89H173ZM182 90V91H181ZM194 90V89H193ZM196 90V89H195ZM218 90H220V87H219V89ZM233 90H235V89H233ZM64 91V90H63ZM79 91V90H78ZM113 91V90H112ZM118 91V90H117ZM133 91V90H132ZM144 91V90H143ZM155 91V90H154ZM157 91V90H156ZM166 91H168V90H166ZM177 91L175 92V94L177 93ZM188 91V90H187ZM192 91V90H191ZM206 91V90H205ZM213 91H215V90H213ZM225 91H226V89H225ZM53 92V91H52ZM83 92V91H82ZM88 92H90V91H88ZM93 92V91H92ZM91 92V93H92ZM145 92V91H144ZM220 92H221V90H220ZM219 92V93H220ZM240 92V91H239ZM239 92H237L236 91V93H238V94H240ZM80 93V92H79ZM85 93V92H84ZM111 93V92H110ZM129 94H130V92H128ZM127 93V94H128ZM136 93H138V92H136ZM149 93V92H148ZM157 93V92H156ZM183 93V92H182ZM182 93H181V95H182ZM185 93V92H184ZM187 93V92H186ZM212 94H214L215 92H211ZM227 93H229V91L227 90ZM67 94V93H66ZM94 94V93H93ZM100 94V93H99ZM103 94V93H102ZM149 94H151V93H149ZM154 92H153V95L152 96H154ZM190 94V93H189ZM197 94V93H196ZM209 94H210V92H209ZM211 94V95H212ZM221 94H220V96H221ZM231 94V93H230ZM230 94H229V99L227 98V101H228V103H229V100H231L232 98H234V97H231L230 96ZM237 94V95H238ZM245 94V96H246V93H244ZM97 95V94H96ZM109 95V94H108ZM108 95H105V96H107L108 97ZM144 95V94H143ZM198 95H200V94H198ZM218 95V93L216 92V95L215 96H217ZM226 95V94H225ZM234 95V93L232 94V96ZM243 95V94H242ZM81 96V95H80ZM86 96V95H85ZM92 96V95H91ZM104 96V95H103ZM117 96V95H116ZM142 96V95H141ZM151 96V97H152ZM176 96V95H175ZM183 96H185V95H183ZM186 96H187V94H186ZM194 96V95H193ZM228 96V95H227ZM239 96V95H238ZM241 96V95H240ZM111 97H113L112 95H111ZM150 97V96H149ZM221 97H223V96H221ZM226 97V96H225ZM231 97V98H230ZM250 97V96H249ZM100 98H102V97H100ZM119 98V97H118ZM136 98V97H135ZM154 98V97H153ZM157 98V100H158V98L159 97H156ZM166 98V96H164V99ZM171 98V97H170ZM169 98V99H170ZM186 98V97H185ZM190 98V97H189ZM188 97H187V100H191L192 102H196V104L198 103V105H199V108L201 109V110H205V111H209V114L207 115V116H205L206 117V119H207V121L209 122V123H214L215 125H222V123H223V121L224 120H226V122H225V124H226V126L224 127L225 129H226V132H230V131H233V130H237L238 128H240L241 127V122L243 121H241L240 122V120H239V122L240 123H236L237 121V119L235 120V122H233V120L231 121V119H230V121L227 119V117H226V115H225V112H224V109H223V104H225V103H221V101L218 103V104H222V106L221 105H218V104H213V102H211V101H208L207 100V98L206 99H194V97L193 98H190L189 99ZM195 98H197V97H195ZM198 98H199V96H198ZM205 98V97H204ZM216 98V97H215ZM218 98V97H217ZM241 98V97H240ZM239 98V99H240ZM99 99V98H98ZM107 99V98H106ZM110 99V98H109ZM116 99V98H115ZM114 99V100H115ZM145 99V98H144ZM209 99V98H208ZM219 99V98H218ZM223 99V98H222ZM235 99H236V97H235ZM234 99V100H235ZM237 99L239 102H240V100H242V99ZM87 100V99H86ZM89 100V99H88ZM91 100V99H90ZM131 100V99H130ZM143 100V99H142ZM146 100H147V98H146ZM151 100V99H150ZM167 100V99H166ZM172 100V99H171ZM185 100V99H184ZM223 100H226V98L225 99H223ZM233 100V99H232ZM233 100V101H234ZM244 100V99H243ZM246 100V99H245ZM107 101V100H106ZM109 101H111V100H109ZM117 101V100H116ZM154 101V100H153ZM191 101H190V103H191ZM255 101V100H254ZM90 102V101H89ZM101 102V101H100ZM115 102V101H114ZM118 102V101H117ZM119 102H120V100H119ZM137 102V101H136ZM145 102V101H144ZM147 102V101H146ZM156 102V101H155ZM158 102H160L159 100L156 102V103H154L155 105H157V103ZM162 102V101H161ZM188 102V101H187ZM226 102V101H225ZM238 102V103H239ZM247 103L248 104V108L250 107V109H253V107H255L254 109H257V111L256 112H254L255 110L253 109V113H249L250 111L249 110H247V111H249L248 113H249V115H244L243 117H244V119L248 116V118L247 119H249V121H248V123H247V126H245V122H247V120L246 121H243L244 122V126H243V133H242V135H244V137H246L247 135L246 134H249V135H255L256 136V140H257V145H258V148H260L262 151H264V109H262V107L261 108H259L258 106H257V103L256 102H253L251 99H248L247 98V100L246 101H244L243 103ZM91 103V102H90ZM98 103V102H97ZM116 103V102H115ZM123 103V102H122ZM185 103V102H184ZM227 103V102H226ZM231 103H232V101H231ZM241 103H242V101H241ZM242 103V104H243ZM106 104V103H105ZM109 104H110V102H109ZM140 104V103H139ZM234 104V103H233ZM236 104V106H237V102L235 103ZM240 104V103H239ZM241 104V105H242ZM98 105H99V103H98ZM137 105V104H136ZM154 105V106H155ZM159 105H160V103H159ZM162 105V104H161ZM197 105V106H198ZM261 105H263V104H261ZM141 106H144L143 104L141 105ZM141 106H140V108H141ZM231 106V105H230ZM239 106V105H238ZM244 106V105H243ZM247 106V105H246ZM252 106V107H251ZM101 107H103V106H101ZM109 107V106H108ZM110 107H111V105H110ZM122 107V106H121ZM138 107V106H137ZM148 107H150V105L148 106ZM172 107V106H171ZM170 107V108H171ZM242 107V106H241ZM245 107V106H244ZM92 108V107H91ZM90 108V109H91ZM107 108V107H106ZM124 108H125V106H124ZM144 107H142V110H144L143 109ZM146 108H147V104H146ZM160 108V107H159ZM164 108H165V105H164ZM166 108H167V106H166ZM175 108H176V106H175ZM179 107H177V109H178ZM237 108V107H236ZM93 109V108H92ZM100 109V108H99ZM148 109V108H147ZM156 109V108H155ZM167 109H169V108H167ZM173 109V108H172ZM176 109V110H177ZM242 109H244L243 107H242ZM247 109V108H246ZM245 109V110H246ZM116 110H118V109H116ZM123 110V109H122ZM132 110V109H131ZM141 110V111H142ZM159 110V109H158ZM169 110H171V109H169ZM175 110V111H176ZM240 110V109H239ZM100 111V110H99ZM120 111H121V109H120ZM136 111V110H135ZM145 111H146V109H145ZM151 111V110H150ZM155 111V110H154ZM190 111H192V110H190ZM197 111V110H196ZM241 111V110H240ZM240 111H239V113H240ZM252 111V110H251ZM103 112H104V109H103ZM111 112V111H110ZM131 112V111H130ZM148 112V111H147ZM170 112V111H169ZM181 112V111H180ZM236 112V111H235ZM244 112V111H243ZM106 113V112H105ZM117 113V112H116ZM120 113H122V112H120ZM145 113V112H144ZM150 113V112H149ZM197 113H199V112H196V114ZM242 113V112H241ZM108 114V113H107ZM107 114H106V116H107ZM114 114V113H113ZM173 114V113H172ZM176 114V113H175ZM177 114H180V113H178L177 112ZM191 114H193V113H190V115ZM195 114V113H194ZM202 114H204V113H202ZM244 114V113H243ZM181 115H182V112H181ZM242 115V114H241ZM111 116V115H110ZM116 117H117V115H115ZM129 116V115H128ZM135 116V115H134ZM138 116V115H137ZM155 116V115H154ZM177 116V115H176ZM183 116H184V113H183ZM201 116V115H200ZM203 116V115H202ZM201 116V117H202ZM237 116V115H236ZM30 117V116H29ZM131 117V116H130ZM143 117H145V116H143ZM162 117V116H161ZM168 117V116H167ZM166 117V118H167ZM185 117H186V115H185ZM192 117V116H191ZM198 117H199V115H198ZM197 117V118H198ZM200 117V118H201ZM205 117H203V118H205ZM240 117H242V116H240ZM113 118V117H112ZM120 118V117H119ZM142 118V117H141ZM150 118V117H149ZM157 118V117H156ZM180 118V117H179ZM188 118V117H187ZM34 119V118H33ZM126 119V118H125ZM131 119V118H130ZM134 119H137V118H134ZM146 119H147V117H146ZM153 119V118H152ZM158 120H159V118H157ZM156 119V120H157ZM163 119V118H162ZM234 119V118H233ZM242 119V118H241ZM37 120V119H36ZM138 120V119H137ZM169 120V119H168ZM173 120V119H172ZM177 120V119H176ZM176 120H175V122H176ZM181 120V119H180ZM183 120H184V118H183ZM190 120V119H189ZM195 120V119H194ZM201 120V119H200ZM29 121V120H28ZM141 121V120H140ZM143 121V120H142ZM171 121V120H170ZM169 121V122H170ZM179 121V120H178ZM197 121V120H196ZM198 121H199V119H198ZM197 121V122H198ZM203 121V120H202ZM38 122V121H37ZM144 122V121H143ZM164 122V121H163ZM168 122V123H169ZM172 122V121H171ZM174 122V123H175ZM29 123V122H28ZM147 123H150V122H147ZM177 123V122H176ZM190 123H192V122H190ZM202 123V122H201ZM201 123H199V124H201ZM158 124V123H157ZM163 124V123H162ZM165 124V123H164ZM180 124V123H179ZM181 124H182V121H181ZM193 124V123H192ZM191 124V125H192ZM198 124V125H199ZM240 124V125H239ZM243 124V123H242ZM36 125V124H35ZM42 125H43V123H42ZM147 125V124H146ZM161 125V124H160ZM166 125V124H165ZM177 125V124H176ZM201 125H203V124H201ZM18 126V125H17ZM33 126V125H32ZM179 126V125H178ZM182 126V125H181ZM195 126H197V125H195ZM207 127H208V125H206ZM224 126V125H223ZM240 126V127H239ZM15 127V126H14ZM43 126H41V125H38L37 126V128H35L34 130L35 131H33L35 134H37V132H39V130L42 128ZM172 127H174V126H172ZM130 128V127H129ZM179 128V127H178ZM178 128H176V129H178ZM202 128H204V126L202 127ZM222 128V127H221ZM169 129V128H168ZM170 129H171V127H170ZM175 129V128H174ZM175 129V130H176ZM186 129V128H185ZM197 129V128H196ZM204 129H206V128H204ZM224 129V130H225ZM16 130V129H15ZM42 131H44L43 130V128L41 129ZM46 130V129H45ZM157 130V129H156ZM161 130V129H160ZM163 130H166L165 128H163ZM183 129H181V131H182ZM203 130V129H202ZM211 131V129H209L208 128V130H207V132H209L210 133V131ZM216 129H214V130H212V131H215ZM240 130H242V127L240 128ZM32 131V130H31ZM170 131V130H169ZM173 132H174V130H172ZM177 131V130H176ZM179 131V130H178ZM177 131V132H178ZM185 132H186V130H184ZM199 131V130H198ZM204 131V130H203ZM15 132V131H14ZM30 132V131H29ZM45 132V131H44ZM160 132V131H159ZM164 132V131H163ZM167 132V131H166ZM177 132H175L176 134H177ZM180 132V131H179ZM179 132H178V134H179ZM183 132V131H182ZM190 132V131H189ZM206 132V131H205ZM205 132H203V133H205ZM207 132H206V134H207ZM236 132V131H235ZM238 132V131H237ZM40 134H42L43 135V132H39ZM38 133V134H39ZM171 133V132H170ZM194 133V132H193ZM192 133V134H193ZM201 133V132H200ZM199 133V134H200ZM208 133V134H209ZM218 133H220V132H217V134ZM240 133H241V131H240ZM47 134V133H46ZM162 134V133H161ZM164 134H166V133H164ZM168 134V133H167ZM166 134V135H167ZM181 134V133H180ZM198 134V133H197ZM206 134H204V135H206ZM207 134V135H208ZM210 134H212V132L210 133ZM223 134V133H222ZM225 134V133H224ZM223 134V135H224ZM233 134V133H232ZM34 135V134H33ZM163 135V134H162ZM185 135V134H184ZM183 135V136H184ZM213 135H215L214 133H213ZM246 135V136H245ZM251 135V136H252ZM253 135V136H254ZM37 137H32L33 139H38L39 137H41V135L38 137V135H36ZM43 136H45V133H44V135ZM42 136V137H43ZM142 136V135H141ZM161 136V135H160ZM187 136V135H186ZM191 136V135H190ZM192 136H194V137H192V138H195V140H196V136L195 135H192ZM197 136H200V135H197ZM203 135H201V137H202ZM212 136V135H211ZM219 136L220 135H218V138H219ZM229 136V135H228ZM47 137V136H46ZM49 137V136H48ZM159 137V136H158ZM164 137V136H163ZM171 137V136H170ZM175 137H176V135H175ZM182 137V136H181ZM204 137V136H203ZM217 137V136H216ZM215 136L213 137L214 139L216 138ZM221 137V136H220ZM199 138V137H198ZM210 138V137H209ZM223 138H226V137H224L223 136ZM254 138V137H253ZM36 139V140H37ZM45 139V138H44ZM46 139H48V138H46ZM140 139V138H139ZM157 139V138H156ZM167 139V138H166ZM174 139V138H173ZM186 139H187V137H186ZM185 139V140H186ZM190 139H191V137H190ZM204 139H205V137H204ZM212 139V138H211ZM214 139H213V142H215L214 141ZM242 139V138H241ZM29 140H31V139H29ZM53 140V139H52ZM54 140H56V139H54ZM54 140H53V142L52 143H54ZM146 140V139H145ZM169 140H172V139H169ZM183 140H184V138H183ZM202 140V139H201ZM200 140V141H201ZM215 140H217V139H215ZM221 140V139H220ZM220 140H218V142L220 141ZM223 140V139H222ZM225 140V139H224ZM227 140H228V138H227ZM227 140H225V141H223L225 144L226 143H228L227 142ZM230 140V139H229ZM243 140V139H242ZM40 141V140H39ZM44 141V140H43ZM42 141V142H43ZM46 141V140H45ZM49 141V140H48ZM160 141V140H159ZM187 141V140H186ZM193 141V140H192ZM199 141V139H198V141H196V144H198V142L199 143H201V142H203V141H201L200 142ZM206 141H208V139L206 140ZM210 141V140H209ZM238 141V140H237ZM248 141V140H247ZM35 142V141H34ZM51 142V141H50ZM49 142V143H50ZM95 142V141H94ZM140 142V141H139ZM143 142V141H142ZM161 143H162V140L160 141ZM171 142V141H170ZM173 142V141H172ZM174 142H176L175 140H174ZM235 142V141H234ZM239 142V141H238ZM39 144H40V142H38ZM51 143V144H52ZM99 143V142H98ZM168 143V142H167ZM191 143V142H190ZM192 143H194V142H192ZM221 143H222V141H221ZM220 143V144H221ZM43 144V143H42ZM46 144V143H45ZM50 144V145H51ZM94 144V143H93ZM97 144V143H96ZM141 144V143H140ZM159 144V143H158ZM183 144V143H182ZM181 144V145H182ZM203 144H204V142H203ZM212 144V143H211ZM215 144H217L216 142H215ZM235 144V143H234ZM38 145V144H37ZM95 145V144H94ZM142 145V144H141ZM185 145V144H184ZM188 145H190V144H188ZM206 145V144H205ZM208 145V144H207ZM222 145V144H221ZM227 145V144H226ZM248 145V144H247ZM7 146V145H6ZM21 146V145H20ZM29 146V145H28ZM42 146V145H41ZM98 146V145H97ZM179 146V145H178ZM187 146V145H186ZM185 146V147H186ZM199 146H202L201 144L199 145ZM204 146V145H203ZM212 146V145H211ZM210 146V147H211ZM214 146V145H213ZM232 147H233V144L231 145ZM45 147V146H44ZM65 147H66V145H65ZM75 147V146H74ZM82 147V146H81ZM99 147V146H98ZM194 147V146H193ZM198 147V146H197ZM197 147H196V150H197ZM206 147V146H205ZM205 147H202V149L203 148H205ZM217 147V146H216ZM216 147H214V148H216ZM234 147H236V146H234ZM5 148V147H4ZM63 148V147H62ZM70 148V147H69ZM84 148V147H83ZM106 148V147H105ZM183 148V147H182ZM212 148V147H211ZM224 148H226V147H224ZM227 148H231L230 146L228 147V145H227ZM42 149V148H41ZM52 149V148H51ZM79 149V148H78ZM77 149V150H78ZM85 149V148H84ZM94 149V148H93ZM100 149V148H99ZM101 149H103V148H101ZM209 149V148H208ZM235 149H237V147L235 148ZM241 149V148H240ZM247 149V148H246ZM7 150V149H6ZM54 150V149H53ZM81 150V149H80ZM79 150V151H80ZM98 150V149H97ZM106 150V149H105ZM185 150V149H184ZM190 150V149H189ZM199 150H201L200 148H199ZM207 150V149H206ZM209 150H212V149H209ZM209 150L207 151V152H209ZM215 150V149H214ZM218 150V149H217ZM216 150V151H217ZM225 150V149H224ZM223 150V151H224ZM233 150V149H232ZM8 151V150H7ZM73 151V150H72ZM87 151V150H86ZM90 151V150H89ZM91 151H93V150H91ZM103 151H104V149H103ZM194 151V150H193ZM215 151V152H216ZM226 151H228V149L226 150ZM13 152H14V150H13ZM85 152V151H84ZM94 152V151H93ZM174 152V151H173ZM186 152V151H185ZM201 152H202V150H201ZM200 152V153H201ZM204 152V151H203ZM202 152V153H203ZM213 151H210L209 152V154L210 153H212ZM225 152V151H224ZM223 152V153H224ZM4 153V152H3ZM16 153V152H15ZM19 153V152H18ZM42 153V152H41ZM74 153V152H73ZM78 153V152H77ZM166 153H167V151H166ZM194 153V152H193ZM199 153V152H198ZM205 153V152H204ZM218 153V152H217ZM237 153V152H236ZM235 153V154H236ZM10 154V153H9ZM38 154V153H37ZM71 155H72V153H70ZM86 154V153H85ZM88 154V153H87ZM92 154V153H91ZM94 154V153H93ZM103 154V153H102ZM168 154V153H167ZM222 154V153H221ZM230 154H231V152H230ZM238 154V153H237ZM63 155V154H62ZM70 155V156H71ZM94 155H96V154H94ZM94 155H92L93 157H94ZM97 155H98V152H97ZM112 155V154H111ZM196 155V154H195ZM206 155V154H205ZM204 155V156H205ZM215 155V154H214ZM242 155V154H241ZM246 155V154H245ZM7 156V155H6ZM87 156V155H86ZM108 156V155H107ZM173 156V155H172ZM185 156V155H184ZM198 156H199V154H198ZM212 156V155H211ZM233 156V155H232ZM236 156V155H235ZM239 156V155H238ZM256 156V155H255ZM41 157V156H40ZM67 157V156H66ZM80 157H81V155H80ZM100 157V156H99ZM109 157V156H108ZM193 157V156H192ZM201 157V156H200ZM208 157H209V155H208ZM215 157H218L217 155L215 156ZM234 157V156H233ZM244 157V156H243ZM11 158V157H10ZM47 158V157H46ZM63 158V157H62ZM88 158V157H87ZM86 158V159H87ZM90 158V157H89ZM101 158V157H100ZM107 158V157H106ZM121 158V157H120ZM185 158V157H184ZM202 158V157H201ZM206 158V157H205ZM235 158V157H234ZM5 159V158H4ZM8 159V158H7ZM74 159V158H73ZM92 159V158H91ZM99 159V158H98ZM102 159V158H101ZM118 159V158H117ZM176 158H174V160H175ZM180 159V158H179ZM182 159V158H181ZM203 159V158H202ZM213 159H214V157H213ZM224 159V158H223ZM231 159V158H230ZM242 159V158H241ZM244 159V158H243ZM260 159V158H259ZM40 160V159H39ZM77 160V159H76ZM80 160V159H79ZM85 160V159H84ZM94 160V159H93ZM95 160H97V159H95ZM120 160V159H119ZM124 161H126L127 159L125 158V159H123ZM122 160V161H123ZM178 160V159H177ZM210 160H211V157H210ZM214 160H216L217 162H215ZM213 161H211V162H215V166L217 167V168H220V167H218L220 164V162L217 160V159H214ZM8 161V160H7ZM22 161H23V159H22ZM41 161V160H40ZM39 161V162H40ZM67 161V160H66ZM71 161V160H70ZM107 161H109V160H107ZM127 161H129V160H127ZM182 161H184L183 159H182ZM202 161V160H201ZM236 161V160H235ZM244 161V160H243ZM76 162V161H75ZM77 162H78V160H77ZM80 162V161H79ZM84 162V161H83ZM89 162V161H88ZM91 162V163H90ZM89 162V164H92V162H94V161H90ZM105 162V161H104ZM120 162H121V160H120ZM130 162V161H129ZM171 162V161H170ZM173 162V161H172ZM176 162V161H175ZM178 162V161H177ZM176 162V163H177ZM210 162V163H211ZM10 164H11V162H9ZM8 163V164H9ZM72 163V162H71ZM111 163V162H110ZM122 163V162H121ZM124 163V162H123ZM122 163V164H123ZM131 163H133V162H131ZM183 162H180V164H182ZM187 163V162H186ZM77 164V163H76ZM81 164V163H80ZM83 164V163H82ZM89 164L87 165V166H89ZM120 164V163H119ZM121 164V165H122ZM174 164V163H173ZM205 164V163H204ZM232 164V163H231ZM236 164V163H235ZM234 164V165H235ZM239 164H241V163H239ZM75 165V164H74ZM85 165V164H84ZM96 165V164H95ZM94 165V166H95ZM99 165V164H98ZM102 165V164H101ZM110 165V164H109ZM118 165V164H117ZM124 165V164H123ZM133 165V164H132ZM131 165V166H132ZM189 165V164H188ZM23 166H24V164H23ZM73 166V165H72ZM83 166V165H82ZM82 166H80V167H82ZM104 166V165H103ZM103 166H101V167H103ZM128 166V165H127ZM176 166V165H175ZM183 165H181V167H182ZM212 166V165H211ZM215 166H214V168H215ZM220 166H222V165H220ZM224 166V165H223ZM229 166H231V165H229ZM233 166V165H232ZM246 166V165H245ZM15 167H17V166H15ZM14 167V168H15ZM24 167H27V165L26 166H24ZM78 167V166H77ZM86 167V166H85ZM93 167V166H92ZM111 167V166H110ZM109 167V168H110ZM120 167V166H119ZM125 167H126V163H125ZM180 167V168H181ZM184 167V166H183ZM189 167V166H188ZM234 167V166H233ZM0 168H1V166H0ZM34 168V167H33ZM37 168V167H36ZM89 168V167H88ZM104 168V167H103ZM115 168H117V166L115 167ZM129 168H132V167H129ZM176 168H177V166H176ZM186 168V167H185ZM191 168H193V167H191ZM213 168V167H212ZM213 168V169H214ZM216 168V169H217ZM241 168V167H240ZM30 169V168H29ZM35 169V168H34ZM92 169V168H91ZM101 169V168H100ZM105 169H107V168H105ZM111 169V168H110ZM114 169V168H113ZM212 169V170H213ZM222 169H223V167H222ZM83 170V169H82ZM97 170V169H96ZM112 170V169H111ZM174 170V169H173ZM172 170V171H173ZM177 170V169H176ZM191 170V169H190ZM217 170H219V169H217ZM231 170V169H230ZM43 171H45V170H43ZM52 171V170H51ZM87 171V170H86ZM99 171V170H98ZM109 171V170H108ZM178 171V170H177ZM184 172H185V169L183 170ZM211 171V170H210ZM221 171V170H220ZM85 172V171H84ZM89 172V171H88ZM118 172V171H117ZM187 172V171H186ZM222 172H224V171H222ZM226 172V171H225ZM238 172V171H237ZM247 172V171H246ZM264 172V171H263ZM8 173H9V171H8ZM41 173H43V172H41ZM40 173V174H41ZM111 173V172H110ZM176 173V172H175ZM177 173H179V172H177ZM181 173V172H180ZM183 173V172H182ZM217 173V172H216ZM220 172H218V174H219ZM31 174V173H30ZM97 174V173H96ZM99 174V173H98ZM221 174V173H220ZM228 174V173H227ZM233 173L231 172V174L230 175H232ZM238 174H240V173H238ZM242 174H243V172H242ZM101 175H103V174H101ZM145 175V174H144ZM12 176V175H11ZM41 176V175H40ZM39 176V177H40ZM44 176V175H43ZM46 176V175H45ZM140 176H142V175H140ZM190 176V175H189ZM216 176V175H215ZM219 176V175H218ZM222 176V175H221ZM223 176H224V174H223ZM228 176H229V174H228ZM236 176V175H235ZM238 176V175H237ZM240 176V175H239ZM238 176V178H240ZM133 177V176H132ZM135 177V176H134ZM137 177V176H136ZM135 177V178H136ZM41 178V177H40ZM97 178H98V176H97ZM217 178V177H216ZM219 178H221V177H219ZM228 178V177H227ZM227 178H225V179H227ZM14 179V178H13ZM38 178H36V180H37ZM49 179H51V178H49ZM140 179V178H139ZM142 179V178H141ZM159 179V178H158ZM192 179V178H191ZM248 179V178H247ZM15 180H16V178H15ZM31 180V179H30ZM39 180V179H38ZM156 180V179H155ZM198 180V179H197ZM224 180V179H223ZM40 181V180H39ZM160 181H162V180H160ZM216 181V180H215ZM218 181H220L219 179H218ZM226 181H228V179L226 180ZM235 181V180H234ZM17 182V181H16ZM49 182V181H48ZM206 182H208V181H206ZM209 182H211V181H209ZM221 182V181H220ZM231 182V181H230ZM237 182V180L235 181V183ZM244 182V181H243ZM157 183V182H156ZM214 183V182H213ZM226 183V182H225ZM43 184V183H42ZM163 184V183H162ZM237 184H239V183H237ZM244 184V183H243ZM227 185V184H226ZM233 185V184H232ZM240 185V184H239ZM17 186V185H16ZM19 186V185H18ZM157 186V185H156ZM158 186H159V184H158ZM157 186V187H158ZM162 186V185H161ZM230 186V185H229ZM251 186V185H250ZM259 186H260V184H259ZM2 187V186H1ZM12 187V186H11ZM13 187H15V186H13ZM72 187V186H71ZM227 187V186H226ZM238 186L236 185V188H237ZM247 187V186H246ZM246 187L244 188V189H246ZM23 188V187H22ZM73 188V187H72ZM130 188V187H129ZM208 188V187H207ZM232 188V187H231ZM17 189V188H16ZM85 189V188H84ZM130 189H132V188H130ZM226 189V188H225ZM225 189H223V190H225ZM249 189V188H248ZM74 190V189H73ZM160 190H161V188H160ZM212 191H213V189H211ZM210 190V191H211ZM230 190V189H229ZM232 190V189H231ZM237 190V189H236ZM263 190V189H262ZM20 191V190H19ZM134 191V190H133ZM154 191H156V190H154ZM153 191V192H154ZM218 191V190H217ZM227 191V190H226ZM238 191H239V189H238ZM244 191V190H243ZM248 191V190H247ZM92 192V191H91ZM157 192V191H156ZM155 192V193H156ZM160 192V191H159ZM235 191H233V193H234ZM245 192V191H244ZM243 192V193H244ZM251 192H253V191H251ZM71 193V192H70ZM76 193V192H75ZM88 193V192H87ZM93 193V192H92ZM151 193V192H150ZM193 193V192H192ZM217 193V192H216ZM215 193V194H216ZM237 193V192H236ZM240 193H241V191H240ZM246 193H248V192H246ZM74 194V193H73ZM78 194V193H77ZM76 194V195H77ZM89 194V193H88ZM166 194V193H165ZM164 194V195H165ZM212 194V193H211ZM214 194V193H213ZM218 194H221V193H218ZM235 194V193H234ZM238 194V193H237ZM245 194V193H244ZM80 195V194H79ZM83 195V194H82ZM95 195V194H94ZM64 196V195H63ZM85 196V195H84ZM88 196H90V195H88ZM87 196V197H88ZM166 196V195H165ZM216 196V195H215ZM224 196V195H223ZM222 196V197H223ZM236 196V195H235ZM76 197V196H75ZM79 197V196H78ZM86 197V198H87ZM102 197V196H101ZM105 197V196H104ZM161 197V196H160ZM198 197V196H197ZM220 197V196H219ZM68 198V197H67ZM81 198H82V196H81ZM85 198V199H86ZM89 198V197H88ZM153 198V197H152ZM156 198V197H155ZM17 199H19V198H17ZM76 199V198H75ZM83 199V198H82ZM90 199V198H89ZM105 199V198H104ZM158 200H159V198H157ZM191 199H192V197H191ZM197 199V198H196ZM229 199V198H228ZM73 200H74V198H73ZM88 200V199H87ZM91 200V199H90ZM102 200H103V198H102ZM164 200V199H163ZM167 200H168V198H167ZM226 200H227V198H226ZM28 201V200H27ZM75 201H77V199L75 200ZM74 201V202H75ZM79 201H83V200H79ZM99 201V200H98ZM109 201H111V200H109ZM227 201H229V200H227ZM233 201V200H232ZM18 202H20V201H18ZM26 202V201H25ZM63 202V201H62ZM84 202V201H83ZM93 202V201H92ZM119 202V201H118ZM156 202V201H155ZM162 202V201H161ZM165 202H166V200H165ZM230 202V201H229ZM39 203V202H38ZM46 203V202H45ZM67 203V202H66ZM66 203H64L63 205H61V206H63V208H64V210L66 209V207H67V204ZM87 203V202H86ZM88 203H90V202H88ZM107 203V202H106ZM167 203V202H166ZM232 203V202H231ZM37 204V203H36ZM61 204V203H60ZM91 204V203H90ZM101 204V203H100ZM124 204V203H123ZM158 204H159V201H158ZM164 204V203H163ZM12 205V204H11ZM14 205V204H13ZM54 205H56V204H54ZM77 205H79V204H77ZM83 205V204H82ZM96 205V204H95ZM127 205V204H126ZM126 205H125V207H126ZM139 205H141V204H139ZM139 205H138V207H139ZM156 206H158L157 204H155ZM51 206V205H50ZM72 206V205H71ZM84 206V205H83ZM86 206V205H85ZM105 206V205H104ZM109 206V205H108ZM136 206V205H135ZM154 206V205H153ZM161 206V205H160ZM163 206V205H162ZM165 206H166V204H165ZM14 207V206H13ZM42 207V206H41ZM54 207V206H53ZM58 207H59V205H58ZM58 207H56L55 209H57ZM74 207V206H73ZM78 207V206H77ZM88 207V206H87ZM86 207V208H87ZM110 207H111V203H110ZM142 207V206H141ZM45 208V207H44ZM49 208V207H48ZM52 208V207H51ZM61 208V207H60ZM69 208V207H68ZM79 208V207H78ZM81 208V207H80ZM84 208V207H83ZM94 208V207H93ZM109 208V207H108ZM130 208V207H129ZM140 208V207H139ZM138 208V209H139ZM160 208V207H159ZM26 209V208H25ZM53 209V208H52ZM89 209V208H88ZM87 209V210H88ZM110 209V208H109ZM112 209V208H111ZM123 209V208H122ZM121 209V210H122ZM145 209H146V207H145ZM166 209V208H165ZM231 209V208H230ZM235 209V208H234ZM15 210V209H14ZM30 210V209H29ZM46 210L47 209H45V211H43L42 212V210H39V209H35V210H33V215L35 216V217H38L39 218V222L38 223H36V222H33L32 220H34L33 218H31V217H34V216H31L30 218V220H31V222L32 223H35L34 225H33V227L29 230V231H22V232H20L19 234H17V233H15V235L13 236V237H8V239H7V237H6V239H7V241H13L15 238L17 239L16 241H15V243H21V241H24L27 237H30V238H28V240H30L31 239V236H35L36 234H38V233H41L42 231H45V230H49L50 229V219H52V218H50L51 216H53V214L56 212V211H54V212H51L52 210H50V213H48V212H46ZM49 210V209H48ZM47 210V211H48ZM59 210V209H58ZM67 210V209H66ZM71 210V209H70ZM77 210V209H76ZM102 210V209H101ZM106 210H107V208H106ZM119 210V209H118ZM120 210V211H121ZM128 210H130V209H128ZM132 210V209H131ZM135 210V209H134ZM136 210H137V208H136ZM141 210V209H140ZM158 210V209H157ZM186 211H187V208L185 209ZM192 210V209H191ZM23 211H25V210H23ZM69 211V210H68ZM83 211H84V209H83ZM110 211V210H109ZM112 211V210H111ZM123 211V210H122ZM121 211V212H122ZM139 211V210H138ZM146 212L148 211V210H145ZM155 211V210H154ZM162 211V210H161ZM165 211V210H164ZM167 211V210H166ZM186 211H184L185 212V214H186ZM80 212V211H79ZM84 212H87V211H84ZM84 212H82V213H84ZM101 212V211H100ZM113 212H114V210H113ZM132 212H133V210H132ZM144 212V211H143ZM156 212V211H155ZM188 212V211H187ZM21 213V212H20ZM28 213V212H27ZM31 213H32V211H31ZM30 213V214H31ZM61 213V212H60ZM67 213V212H66ZM95 213V212H94ZM118 213V212H117ZM148 213V212H147ZM159 213V212H158ZM163 213H165V212H163ZM192 213H193V211H192ZM195 213V212H194ZM25 214V213H24ZM56 214V213H55ZM71 214V213H70ZM77 214H79V213H77ZM88 214H90V213H88ZM102 214V213H101ZM110 214V213H109ZM128 214V213H127ZM144 214V213H143ZM151 214V213H150ZM160 214V213H159ZM191 214V213H190ZM251 214V213H250ZM15 215V214H14ZM20 215V214H19ZM32 215V214H31ZM79 215H81V214H79ZM78 215V216H79ZM94 215V214H93ZM146 215V214H145ZM252 215V214H251ZM16 216V215H15ZM57 216H58V214H57ZM82 216V215H81ZM121 216H122V214H121ZM147 216V215H146ZM6 217V216H5ZM8 217V216H7ZM22 217H23V215H22ZM25 217H26V214H25ZM29 217V216H28ZM69 217V216H68ZM104 217V216H103ZM106 217H107V214H106ZM109 217H112V216H109ZM132 217V216H131ZM139 217V216H138ZM148 217V216H147ZM166 217V216H165ZM13 218V217H12ZM11 218V219H12ZM61 218H62V216H61ZM141 218V217H140ZM162 218V217H161ZM60 219V218H59ZM64 219V218H63ZM65 219H67V218H65ZM85 219V218H84ZM87 219V218H86ZM117 219V218H116ZM120 219V218H119ZM128 219V218H127ZM133 219V218H132ZM146 219V218H145ZM164 219V218H163ZM2 220H3V218H2ZM19 220H21V219H19ZM38 220V219H37ZM94 220V219H93ZM96 220V219H95ZM123 220V219H122ZM129 220V219H128ZM138 220H140V219H138ZM143 220V219H142ZM15 221H17V218L15 219ZM53 221V220H52ZM90 221V220H89ZM88 221V222H89ZM99 221H100V219H99ZM106 221V220H105ZM136 221V220H135ZM145 221V220H144ZM164 221H165V219H164ZM20 222V221H19ZM28 222V221H27ZM26 222V223H27ZM80 222V221H79ZM82 222V221H81ZM84 222V221H83ZM90 222H92V221H90ZM94 222V221H93ZM102 222V221H101ZM109 222H111V221H109ZM134 222V221H133ZM147 222V221H146ZM146 222H144V223H146ZM112 224H111V227H109L110 229H109V231H108V233H106L104 236H103V238L101 239V240H99L101 237H98V240H95L96 238H93V237H95V236H93L92 234H94L96 231H98L97 229V226L96 225H98V224H96V225H94V223L92 224L93 226H88V228L86 229V230H88L86 233H85V231L83 232V235H81V233L78 235L79 237H81V239H83L82 240V242L84 241L85 243H88L89 244V247H91L92 248V252L95 254V255H97V258H98V262H100L101 261V263H104V264H118L117 262H119V260L117 261V259H116V261L117 262H115L113 259H112V257L114 256V255H116V256H114V257H121V258H125L127 261H129V263H131V262H133V264L134 263H147V262H152V264H159L158 262H159V260L162 258L161 257V255H163V254H160V249H164V250H166V252H167V249L170 247V246H172V245H174V244H176L175 246L177 247V249H178V254H181L180 256H186V255H184L185 253L187 254V252H191V254L192 255H195V254H206V255H210V253H209V250H207V248L206 247H196L197 246V244H195L194 246H191L192 244H193V240H191L192 238H191V236L189 237V235H188V233H186V232H184V231H182V232H180L179 230H178V232H176V231H174L173 230V228L172 229H168V230H165V231H158V230H154L155 228V226L153 227V229L151 230V229H147L146 227L144 228V227H142V225L141 226H135V227H133V228H130V229H126V230H123L121 227H123V226H121L116 220H113L112 222H111ZM125 223V222H124ZM155 223V222H154ZM171 223V222H170ZM4 223H2V225H3ZM52 224H54V223H52ZM72 224H74V223H72ZM87 224V223H86ZM99 224H102V223H99ZM105 224V223H104ZM103 224V225H104ZM107 224V223H106ZM106 224L104 225V226H106ZM68 225V224H67ZM132 225V224H131ZM138 225V224H137ZM144 225V224H143ZM149 225V224H148ZM152 225V224H151ZM81 226V225H80ZM79 226V227H80ZM168 226V225H167ZM174 226V225H173ZM248 226V225H247ZM250 226V225H249ZM251 226H252V224H251ZM17 225L15 224V222H13V221H11V220H7L6 222H5V225L4 226H2L0 229H1V231L2 232H5V233H8V232H11V231H15L16 229H17ZM22 227V226H21ZM54 227V226H53ZM72 227V226H71ZM160 227V226H159ZM255 227V226H254ZM52 228V227H51ZM73 228V227H72ZM71 228V229H72ZM101 228V227H100ZM19 229V228H18ZM29 229V228H28ZM56 229V228H55ZM78 229V228H77ZM106 229V228H105ZM157 229V228H156ZM162 229V228H161ZM160 229V230H161ZM176 229V228H175ZM199 229V228H198ZM198 229H197V231H198ZM245 229V228H244ZM258 229V228H257ZM103 230V229H102ZM163 230V229H162ZM247 230H248V228H247ZM20 231V230H19ZM238 231V230H237ZM236 231V233H233L232 235H234L235 234V236H234V238H235V241H234V243H232L233 244V246H231L232 248H231V250L229 249V248H226V247H222L221 249H219L218 250V262H217V264H232L234 261H236L238 258H239V260H240V257H239V255L241 254L242 255V253L243 254H248V255H250V256H252V255H254V256H256V255H258L259 256V258H260V255L261 256H263L264 257V233L262 232V234H260L259 235V233H258V235L255 237V238H251V240H250V242H249V240H248V238H247V236L246 235H244V233H242V234H238V232ZM240 231H242V229L240 230ZM252 231V230H251ZM43 233H45V232H42V234ZM51 233V232H50ZM62 233V232H61ZM84 233L86 234V235H84ZM229 233H230V230H229ZM247 233H249V232H247ZM0 234H1V232H0ZM17 234V235H16ZM59 234V233H58ZM213 234V233H212ZM256 234V233H255ZM26 235V236H25ZM39 235V234H38ZM52 235H55V234H52ZM93 237H92V236ZM191 235V234H190ZM204 235V234H203ZM10 236H11V234H10ZM26 238H25V237ZM41 236V235H40ZM225 236V235H224ZM3 237V236H2ZM5 237V236H4ZM36 237V236H35ZM43 237V236H42ZM67 237H69V236H67ZM73 237V236H72ZM193 237V236H192ZM203 237V236H202ZM209 237H211V236H209ZM222 237V236H221ZM251 237H254V236H251ZM37 238V237H36ZM93 238V239H92ZM191 238V239H190ZM226 238V237H225ZM250 238V237H249ZM13 239V240H12ZM71 239V238H70ZM75 239V238H74ZM202 239V238H201ZM3 240V239H2ZM27 240V241H28ZM26 241V240H25ZM2 242H4V241H2ZM32 242V241H31ZM53 242H54V240H53ZM66 241L65 240H63V239H57V242H55L54 244H53V246H57L58 247V245L60 246V245H62V244H64ZM202 242V241H201ZM217 242V241H216ZM224 242V241H223ZM7 243H9V242H7ZM15 243H13V244H15ZM29 243V242H28ZM52 243V242H51ZM50 243V244H51ZM72 243V242H71ZM70 243V244H71ZM199 243V242H198ZM24 244H26V243H24ZM35 244V243H34ZM78 244V243H77ZM76 244V245H77ZM204 244V243H203ZM9 245V244H8ZM52 245V244H51ZM65 245H67V244H65ZM65 245H63V246H65ZM69 245V244H68ZM73 245V244H72ZM76 245H75V247H76ZM87 245V244H86ZM222 245V244H221ZM36 246V245H35ZM34 246V247H35ZM52 246V249L53 248H55V247H53ZM191 246V247H190ZM211 246V245H210ZM17 247H18V245H17ZM79 247H80V245H79ZM175 247V248H176ZM91 248H90V250H91ZM212 248V247H211ZM51 249V250H52ZM76 249V248H75ZM80 249V248H79ZM87 249H88V247H87ZM170 250H171V247L169 248ZM174 249V248H173ZM216 249H217V247H216ZM215 249V250H216ZM4 250V249H3ZM15 250V249H14ZM20 250V249H19ZM176 250V249H175ZM211 250V249H210ZM82 252V251H81ZM162 252V251H161ZM172 252V251H171ZM177 252V251H176ZM211 252V251H210ZM170 252H167V254H169ZM173 253V252H172ZM215 253V252H214ZM189 254V253H188ZM82 255V254H81ZM94 255V256H95ZM166 255V254H165ZM217 255V254H216ZM37 256V255H36ZM164 256V255H163ZM174 256V255H173ZM190 256V255H189ZM243 256V255H242ZM15 257V256H14ZM19 257V256H18ZM17 257V258H18ZM40 257V256H39ZM82 257V256H81ZM170 257V256H169ZM168 258V257H167ZM177 258H179V257H177ZM192 258V257H191ZM14 259V258H13ZM26 259H27V257H26ZM85 259V258H84ZM94 259V258H93ZM95 259H96V257H95ZM185 259V258H184ZM183 259V260H184ZM193 259H195V258H193ZM20 260V259H19ZM38 260H39V258H38ZM37 260V261H38ZM92 260V259H91ZM122 260H124V259H122ZM163 260H165V259H163ZM180 260H182V259H180ZM263 260V259H262ZM36 261V260H35ZM40 261V260H39ZM125 261V260H124ZM124 261H122V262H124ZM127 261H126V264H127ZM131 261V262H130ZM161 261V260H160ZM188 261V260H187ZM190 261V260H189ZM197 261V260H196ZM238 261V260H237ZM243 261V260H242ZM19 262V261H18ZM28 262V261H27ZM33 262V261H32ZM32 262H30V263H32ZM92 262V261H91ZM97 262V263H98ZM121 262V263H122ZM206 262V261H205ZM35 262H33V264H34ZM39 263V262H38ZM95 263V262H94ZM100 263V264H101ZM185 263V262H184ZM192 263V260L190 261V263L189 264H191ZM194 263V262H193ZM196 263V262H195ZM236 263H238V262H236ZM241 263V262H240ZM18 264V263H17ZM37 264V263H36ZM209 264V263H208ZM215 264V263H214ZM235 264V263H234ZM244 264V263H243ZM264 264V263H263Z\"/></svg>", "mask_w": 264, "mask_h": 264}]
</instances>
